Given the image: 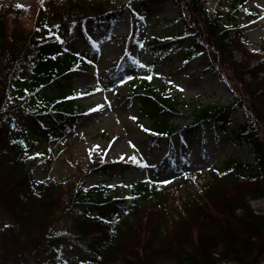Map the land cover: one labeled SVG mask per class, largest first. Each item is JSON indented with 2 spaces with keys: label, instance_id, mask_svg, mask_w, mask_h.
<instances>
[{
  "label": "trees",
  "instance_id": "1",
  "mask_svg": "<svg viewBox=\"0 0 264 264\" xmlns=\"http://www.w3.org/2000/svg\"><path fill=\"white\" fill-rule=\"evenodd\" d=\"M180 1L184 7L173 19L178 34L143 46L156 63H164L185 42L181 59L188 63L208 54L206 41L212 44L209 51L220 53L219 70L238 92L229 106L193 104L190 123L226 127L235 106L250 109L245 122L230 131L238 144L251 147L253 163L228 158L202 183L198 172L174 186L137 180L115 188L105 181L87 186L93 175L136 168L97 155L86 166L72 163V177L37 180L43 151L34 148L32 131L55 139L57 129L71 132L86 111L71 79L91 60L69 48L71 38L78 33L92 43L103 32L98 23L121 18L126 5L36 0L28 8L0 0V264H27L35 256L43 264H264V211L251 206L264 198V45L249 49L239 31L240 8L209 14V0ZM128 99L148 117L144 131L153 145L179 131L173 120L182 102L170 88L142 77L132 83ZM24 115L32 122L28 128L19 125ZM46 117L54 123L48 130ZM172 195L182 199L178 205ZM63 218L70 228L57 230ZM66 247L86 249L88 257L72 262Z\"/></svg>",
  "mask_w": 264,
  "mask_h": 264
},
{
  "label": "rangeland",
  "instance_id": "2",
  "mask_svg": "<svg viewBox=\"0 0 264 264\" xmlns=\"http://www.w3.org/2000/svg\"><path fill=\"white\" fill-rule=\"evenodd\" d=\"M13 1L28 8L36 3V0ZM115 1L128 7L115 24H104L107 37L89 45L76 38L79 34L75 33L68 44L70 49L89 55L92 61L91 67L76 73L71 79L77 102L86 111L71 132L62 135L57 129L55 139H46L32 131L35 140H38L34 148L40 147L43 151L42 162L35 168L34 177L37 180L67 179L75 174L72 163L86 166L97 155L106 162L131 163L136 169L93 175L87 179V186L105 181L108 187L115 188L133 180L170 182L174 186L181 184L186 175L198 172L201 173L199 181L202 183L209 178L213 169L228 158L252 164L255 157L253 150L248 144H238L230 131L235 125L245 122L250 109L246 108L247 111L235 106L226 127L212 122L203 125L190 123L189 114L193 104L229 106L238 92L228 76H223L219 70L220 53L217 50L209 51L212 46L210 42H205L208 54L199 55L188 63H183L181 59L185 42L175 49L168 61L156 63L148 49L129 46L122 39L131 36L132 32H135L138 41H151L158 36L173 37L178 34L173 19L181 13L183 3L180 0ZM140 5H146V9L144 17L139 20L133 11L139 14ZM235 8H240L242 26L239 31L249 49L262 50L264 0H209L206 12L214 14L219 11L226 15L233 13ZM239 52H234L237 58H240ZM123 57L125 61H122ZM122 62L125 67L115 73L116 66ZM253 62L256 63V60ZM141 76L151 77L159 86L170 88L172 95L182 102L179 115L173 120L179 126V131L157 146L144 131L149 123L148 117L141 115L138 104L128 99L132 83ZM262 98L264 102V95ZM124 122L128 127L122 125ZM31 124L30 118L25 115L19 119V125L24 128ZM53 127V121L46 117L44 129ZM125 193L126 185H123L121 194ZM180 200L172 195L170 201L178 205ZM251 206L257 212L264 211V198L252 200ZM178 210L174 208L172 211ZM66 223L63 218L57 230L66 226L70 228L71 224ZM66 250V256L72 262L84 261L88 257L86 249L66 247ZM27 264L43 263L35 256Z\"/></svg>",
  "mask_w": 264,
  "mask_h": 264
},
{
  "label": "bare ground",
  "instance_id": "3",
  "mask_svg": "<svg viewBox=\"0 0 264 264\" xmlns=\"http://www.w3.org/2000/svg\"><path fill=\"white\" fill-rule=\"evenodd\" d=\"M126 124H127L126 122H124V124L122 123L123 126H127ZM127 127H128V126H127Z\"/></svg>",
  "mask_w": 264,
  "mask_h": 264
},
{
  "label": "snow or ice",
  "instance_id": "4",
  "mask_svg": "<svg viewBox=\"0 0 264 264\" xmlns=\"http://www.w3.org/2000/svg\"><path fill=\"white\" fill-rule=\"evenodd\" d=\"M18 7H20V5H18ZM134 159V158H133Z\"/></svg>",
  "mask_w": 264,
  "mask_h": 264
}]
</instances>
